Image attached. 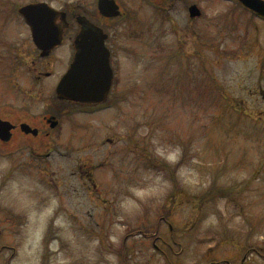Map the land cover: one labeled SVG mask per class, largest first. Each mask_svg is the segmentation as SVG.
Here are the masks:
<instances>
[{"label":"rangeland","instance_id":"obj_1","mask_svg":"<svg viewBox=\"0 0 264 264\" xmlns=\"http://www.w3.org/2000/svg\"><path fill=\"white\" fill-rule=\"evenodd\" d=\"M122 2L120 102L100 128L73 113L41 157L0 143V264H264V19L232 0ZM81 130L100 134V201L70 215Z\"/></svg>","mask_w":264,"mask_h":264},{"label":"flooded vegetation","instance_id":"obj_2","mask_svg":"<svg viewBox=\"0 0 264 264\" xmlns=\"http://www.w3.org/2000/svg\"><path fill=\"white\" fill-rule=\"evenodd\" d=\"M97 1L26 0L18 6L43 3L45 4L43 10L54 14V18L46 20V23H33L32 30L22 18L20 22L8 19L9 8L13 9V6H16L14 0H0V76L5 81L4 86L0 88V92L3 91L0 95V120L8 121L13 127L10 130V138L5 142L20 140L19 138L27 139V142H31V146L20 148L29 150L33 158L43 156L42 152L45 150H47L45 155L55 151L57 139H60L67 118L74 109L76 111L77 108L84 107L91 110L90 114L93 115L100 112V105L111 104L110 102L119 98L114 94L119 89L118 58L115 57L119 51V42L113 35V29L125 16L126 3L115 0L120 15L116 18H106L98 12ZM49 8L56 11H50ZM48 12L46 13L49 15ZM79 15L84 16L96 27L102 28L107 34L105 46L109 52L112 81L107 99L102 104L59 100L56 97V86L73 61L74 40L80 31L77 22ZM126 15L129 17V12ZM35 35L47 46L45 50L36 47L33 42ZM51 43H55L54 46H50ZM90 49L94 50L95 46ZM32 101H36V109H32ZM28 103L31 104V108L26 106ZM91 118L92 123L89 128L97 129L100 123L94 117ZM23 123L36 131L24 133L20 127ZM109 140L111 141L110 138L106 139ZM69 151L73 153L69 178L72 177L76 184L71 190L72 195H68V198L72 199L70 203L75 202V204L71 205L67 213L74 215L84 213L87 205L82 201L83 194L88 198L91 192H100V180L97 178V172L100 170V134L93 137V142L85 145L82 153L73 148ZM55 187L58 188L57 185ZM58 203L62 205V200ZM164 247L169 246L164 245ZM162 251L165 252L163 249Z\"/></svg>","mask_w":264,"mask_h":264},{"label":"water","instance_id":"obj_3","mask_svg":"<svg viewBox=\"0 0 264 264\" xmlns=\"http://www.w3.org/2000/svg\"><path fill=\"white\" fill-rule=\"evenodd\" d=\"M243 6L254 11L257 15L264 17V1L263 0H237ZM98 8L105 16H116L118 11L112 0H99ZM36 9V6L28 5L22 7L19 12L24 16L28 23L35 21L41 23L42 18L36 16L32 20L31 13ZM39 11V10H38ZM190 17L198 16L199 10L195 6L189 8ZM84 18H78L82 28H86L87 21ZM34 23V22H33ZM106 35L100 31V35L87 30H81L76 40L77 52L74 61L68 72L61 79L58 87L57 94L59 98L73 99L80 102L92 101L95 99L104 100L111 80V70L108 66V52L103 46ZM99 45L100 49L96 56L91 54L89 49L92 46ZM88 52L86 53V51ZM90 64L87 67L86 62ZM25 130L26 126L22 125ZM7 127L6 122H0V138L6 140Z\"/></svg>","mask_w":264,"mask_h":264}]
</instances>
